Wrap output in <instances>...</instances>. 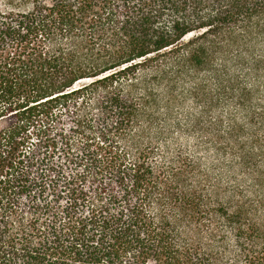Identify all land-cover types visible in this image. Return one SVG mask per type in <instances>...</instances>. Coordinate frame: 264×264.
Wrapping results in <instances>:
<instances>
[{"label":"trees","instance_id":"16d2710c","mask_svg":"<svg viewBox=\"0 0 264 264\" xmlns=\"http://www.w3.org/2000/svg\"><path fill=\"white\" fill-rule=\"evenodd\" d=\"M0 264H264V0H0Z\"/></svg>","mask_w":264,"mask_h":264}]
</instances>
